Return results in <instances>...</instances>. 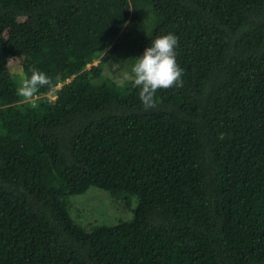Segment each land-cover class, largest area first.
Wrapping results in <instances>:
<instances>
[{
	"label": "trees",
	"instance_id": "1",
	"mask_svg": "<svg viewBox=\"0 0 264 264\" xmlns=\"http://www.w3.org/2000/svg\"><path fill=\"white\" fill-rule=\"evenodd\" d=\"M168 33L183 87L146 111ZM90 187L124 220L74 209ZM0 264H264V0H0Z\"/></svg>",
	"mask_w": 264,
	"mask_h": 264
},
{
	"label": "clouds",
	"instance_id": "2",
	"mask_svg": "<svg viewBox=\"0 0 264 264\" xmlns=\"http://www.w3.org/2000/svg\"><path fill=\"white\" fill-rule=\"evenodd\" d=\"M177 46L178 38L174 34L160 35L151 40V45L135 59L129 79L131 86L138 89V98L146 111L156 107L158 90L183 87V69L177 64L175 56ZM45 86L52 87V79L43 71L32 68L31 75L21 79L16 93L30 100ZM224 138V134L220 133L219 139Z\"/></svg>",
	"mask_w": 264,
	"mask_h": 264
},
{
	"label": "rangeland",
	"instance_id": "3",
	"mask_svg": "<svg viewBox=\"0 0 264 264\" xmlns=\"http://www.w3.org/2000/svg\"><path fill=\"white\" fill-rule=\"evenodd\" d=\"M96 60L94 63H96ZM112 64L114 62H111ZM121 75L119 73L115 74V77ZM112 77V76H110ZM69 80V79H67ZM66 80V81H67ZM61 83L57 84L53 90L49 93L54 96L56 91L61 87ZM54 98V97H52ZM28 100H26L27 102ZM109 194L101 189L96 187H90L85 193L80 195L71 196V202L74 205V209L80 208L86 214L88 219H92L98 221L100 224H110L117 222L119 220H124V218L119 215L115 210L112 208V204L108 200ZM78 202V204H74ZM130 217V213H128L127 218Z\"/></svg>",
	"mask_w": 264,
	"mask_h": 264
}]
</instances>
